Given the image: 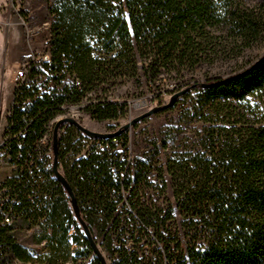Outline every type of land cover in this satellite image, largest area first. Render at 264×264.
I'll return each mask as SVG.
<instances>
[{
  "label": "trees",
  "instance_id": "trees-1",
  "mask_svg": "<svg viewBox=\"0 0 264 264\" xmlns=\"http://www.w3.org/2000/svg\"><path fill=\"white\" fill-rule=\"evenodd\" d=\"M45 2L49 60H28L0 148L10 167L0 182V264L30 260L15 240L19 229L32 231L35 243L44 242L43 264H77L80 258L82 264H101L52 171L53 131L55 119L70 107L97 122L118 120L126 104L109 96L130 81L144 84L138 96L149 92L155 100L183 91L159 111L176 112L161 133L164 166L156 167L153 154L113 176L111 166L121 163L112 137L89 138L69 122L57 128V169L90 233L92 227L117 238L126 232L118 205L128 201L136 222L128 227L130 238L156 243L153 254L166 264H264V54L244 75L245 69L222 79H197L204 65L238 56L264 38V2ZM19 16L31 20L24 9ZM119 131L114 137L125 147L127 135ZM96 141L111 150L96 149ZM152 172L162 183L163 206L150 196L140 199ZM123 191L129 194L125 202ZM4 215L13 223H3ZM118 242L111 264H137L136 255Z\"/></svg>",
  "mask_w": 264,
  "mask_h": 264
},
{
  "label": "rangeland",
  "instance_id": "rangeland-1",
  "mask_svg": "<svg viewBox=\"0 0 264 264\" xmlns=\"http://www.w3.org/2000/svg\"><path fill=\"white\" fill-rule=\"evenodd\" d=\"M242 1L252 6L264 2V0ZM23 9L28 11L29 17H31L30 21L19 16V12ZM45 16V0H0V142L6 125V117L13 100L14 89L17 85L15 80L16 71L27 64L28 60H39L47 52L46 41L48 39L49 24L42 22ZM263 54L264 38L253 43L251 47L244 49L238 56H228L219 59L211 66L204 65L198 70L197 79L205 81L226 78L246 69ZM143 85V83L130 81L111 93L109 100L126 104L125 113L118 120L97 122L80 110H68L65 115L59 116L56 122L61 118L70 117L88 130L99 133H113L114 131L122 130L125 125H129L124 130L131 152V166L136 161L145 160L153 154H155L154 161L157 163L156 167L164 166L165 158L163 150L160 147L161 133L165 127L171 125V121L176 118V112L165 114L158 111L130 125L136 117L154 107L167 104L171 97V95L165 94L161 100H155L149 92L143 96H138V92ZM87 141H83L84 146L80 151V155L86 152L87 145L89 144V141ZM155 147H157V151L154 149ZM157 152L158 155H156ZM9 172L10 167L0 162V182ZM164 177L167 182L166 196L172 199L169 177L166 174H164ZM149 182H151V186L142 188L145 193L140 199H147L150 196L157 205L163 206L162 183L157 178V173L152 172L149 175ZM124 196L128 198L129 194H125ZM129 203L126 201V206L118 205L121 212V227H125L126 231L120 234V237L117 238L114 232L108 234L106 232L107 229L100 231L99 227L91 228L92 238L104 256L106 263H112L117 255L115 249L119 246L118 241H122L124 249L136 255L137 264H166L165 260L161 261L156 254H153V249L157 248L156 243H144L143 240L136 243L134 239L130 238L128 227L134 226L136 222L128 214L130 210L131 213L133 212L132 208L128 207ZM78 228L80 233L83 234L79 223ZM71 231L74 232V229ZM13 234L17 243L29 252L30 260L22 262L14 259L6 264H43L41 257L45 253V246L42 243H35L32 231L19 229ZM110 241L111 249L109 250ZM182 247L184 249L186 247L184 240H182ZM174 249L172 246L171 251H174ZM72 256H75V253ZM89 259H91V256ZM67 264L72 263L69 262ZM77 264H82V258L77 261Z\"/></svg>",
  "mask_w": 264,
  "mask_h": 264
},
{
  "label": "water",
  "instance_id": "water-1",
  "mask_svg": "<svg viewBox=\"0 0 264 264\" xmlns=\"http://www.w3.org/2000/svg\"><path fill=\"white\" fill-rule=\"evenodd\" d=\"M261 59L259 60H256L252 65H250L249 67H247L245 69V71L243 73H241V75H244L248 72V70H251L253 69L257 64L258 62L260 61ZM223 80L219 81L218 83L216 84H219L221 82H223ZM213 84H203L202 86L206 87V86H211ZM183 93V91H180V92H177L175 94H173L171 97H170V100L167 104H164L160 107H154L152 108L151 110L147 111L146 113L136 117L135 119L132 120V122L130 123L133 124L135 122H138L139 120H141L142 118H145V117H148L164 108H167L168 106H171L175 100ZM63 122H69V123H72L74 124L85 136L89 137V138H111V137H114L116 136L120 131H117V132H114V133H99V132H94V131H91V130H88L87 128L83 127L82 125H80L75 119L73 118H70V117H65V118H61L59 119L56 124H55V127H54V131H53V165H52V171L54 173V175L56 176L57 180L64 186L65 190L67 191L68 193V196L70 197V200H71V207H72V211H73V214L75 216V218L77 219L79 225L81 226V229L85 235V237L87 238V240L89 241L90 243V246L93 250V253L94 255L100 260L101 264H107L106 263V260L104 258V256L102 255V253L100 252L96 242L94 241V239L92 238V235L86 225V223L82 220L80 214H79V211H78V208H77V205H76V202H75V199H74V196H73V193L68 185V183L66 182V180L64 179V177L59 173L58 169H57V150H56V145H57V128L59 126V124L63 123ZM129 125H125L123 129H126ZM122 129V130H123Z\"/></svg>",
  "mask_w": 264,
  "mask_h": 264
},
{
  "label": "built area",
  "instance_id": "built-area-1",
  "mask_svg": "<svg viewBox=\"0 0 264 264\" xmlns=\"http://www.w3.org/2000/svg\"><path fill=\"white\" fill-rule=\"evenodd\" d=\"M42 59L44 61H48L49 60L48 54L45 53L42 56ZM26 72H27V64H25L23 67L18 68V70L15 73V80H16L17 84L24 80ZM43 78L44 77L40 75L38 77V80L41 81ZM69 110H76V108L70 107ZM56 119H55V121H56ZM4 130H5V128H4ZM4 140H5V137H4V131H3L2 140L0 142V148H1ZM112 142L115 145V149L112 150L113 154L118 158L119 163H121V165H119V167L116 165H112L111 166V172H112L113 176H117L118 174L123 176L125 174V172H123L121 169L127 168L129 165H131V152H130L129 142L127 143V145L125 147H122L120 142L115 137H112ZM94 144H95L96 149H98V150H104V149L107 151L111 150L109 144H104V143H101L100 141H96V142H94ZM0 162L4 164V161L2 158H0ZM125 194H128V192L123 191V195H125ZM125 198H126V196H124V202H125ZM2 203H3V199H2L1 194H0V214L1 215H2ZM3 223L12 224L13 223V217L9 216V215H4L3 216ZM42 245H44V242L42 243Z\"/></svg>",
  "mask_w": 264,
  "mask_h": 264
}]
</instances>
